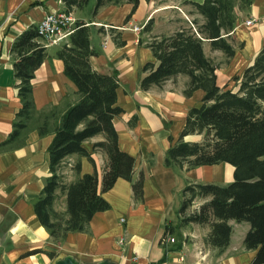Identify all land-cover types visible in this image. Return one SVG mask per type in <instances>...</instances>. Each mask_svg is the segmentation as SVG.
<instances>
[{
  "label": "crops",
  "instance_id": "1",
  "mask_svg": "<svg viewBox=\"0 0 264 264\" xmlns=\"http://www.w3.org/2000/svg\"><path fill=\"white\" fill-rule=\"evenodd\" d=\"M202 1L140 0L128 21L130 4L104 6L93 14L95 0H90L82 9L71 10L76 21L89 28L90 49L94 52L89 59L92 69L100 74L116 72V105L123 112L113 119V125L118 148L135 160L132 181L143 176L142 199H134L132 182L119 178L110 190L101 193L110 208L93 215L87 232L68 233L63 240L54 241L33 209L51 175L48 147L54 135L49 132L40 136L37 120L33 119L22 134V145L0 150V264H55L67 256L78 264H251L256 251H247L243 246L249 223L229 220V244L219 253L206 243L208 224L182 225L179 214L187 185L231 183L233 166L221 163L186 170L164 165L167 149L179 139L189 110L201 104L204 92L197 90L185 97L188 78L182 75L165 81L161 87L142 90L139 86L146 75L144 65L156 64L146 45L154 37L191 27L189 18L200 20L187 2ZM64 10L62 0H0V143L8 138L15 114L21 108L11 46L47 13ZM234 14L236 23L228 37L235 50L232 58L226 59L221 51L212 50L208 41L203 43L208 59L226 60L215 71L216 82L223 89L232 80L235 84L229 89L233 92L239 84L234 78H240L253 64L264 45V0H251L248 9L236 8ZM248 19L253 20L251 26L245 25ZM148 22L149 31L137 34L125 29ZM113 34L117 40H113ZM39 41L46 56L31 79L34 107L37 113L52 110L61 115L79 99L75 85L64 75L63 62L56 57L64 44L48 45L40 38ZM199 137L187 135L183 140L195 142ZM104 139L99 134L82 144L94 164L76 154L64 159L60 169L64 185L96 170L101 192L107 156L100 149L93 150V144ZM76 162H80L79 175L73 169ZM57 196H61L65 212V194L57 190ZM209 200H195L185 214L198 210ZM169 237L174 241L170 242ZM120 239H124L123 244H119Z\"/></svg>",
  "mask_w": 264,
  "mask_h": 264
},
{
  "label": "trees",
  "instance_id": "2",
  "mask_svg": "<svg viewBox=\"0 0 264 264\" xmlns=\"http://www.w3.org/2000/svg\"><path fill=\"white\" fill-rule=\"evenodd\" d=\"M89 1L62 0L67 12L73 8L82 9ZM139 1L95 0L93 14L104 6L130 4L128 21ZM187 3L201 19L192 20L191 27L181 28L169 36L154 37L146 45L156 64L149 62L144 65L142 70L146 75L139 86L142 90L161 87L165 81L182 75L188 78L183 91L185 97H191L197 90L204 92L201 104L189 110L179 139L167 149L164 165L190 170L227 163L234 168L233 181L225 185H187L183 189L179 209L181 224H208L210 232L206 243L220 253L229 244L231 227L228 221L247 222L250 229L243 240L244 249L256 251L251 264H264V45L253 64L243 71L240 78H234V81H239L235 92L218 87L215 74L218 65L203 51V43L208 41L211 49L221 51L226 59L234 56L235 50L228 37L236 23L235 9H248L251 0ZM149 25L148 22L143 30L149 31ZM118 44L123 45L124 42ZM10 53L21 108L15 114L11 133L0 143V150L22 145V134L33 119L37 120L40 136L53 133L48 147L51 175L33 204L35 215L51 238L59 242L68 233L87 232L93 215L110 208L101 193L110 190L119 178L132 182L133 197L140 201L143 176L132 181L135 160L118 148L113 125V119L123 112L116 105L117 75L116 72L100 74L92 69L89 59L94 52L90 49L88 26L76 22V30L67 44L56 52V57L64 64V75L75 85L79 97L61 115L52 110L37 113L34 107L31 79L46 56L36 28L30 27L22 32L13 42ZM99 134L105 139L93 144V150L100 149L107 156L101 192L97 188L96 170L64 185L60 174L64 159L76 154L93 163L91 154L82 144ZM187 135H198L201 140L186 142L183 138ZM73 169L79 175L80 162H76ZM57 190L66 197L64 218L53 208ZM208 197L210 200L198 210L185 214L195 200Z\"/></svg>",
  "mask_w": 264,
  "mask_h": 264
},
{
  "label": "built area",
  "instance_id": "3",
  "mask_svg": "<svg viewBox=\"0 0 264 264\" xmlns=\"http://www.w3.org/2000/svg\"><path fill=\"white\" fill-rule=\"evenodd\" d=\"M76 19L71 12L67 11H55L47 13L36 25L37 35L48 45H54L59 42L67 44L68 38L76 30ZM253 24L252 19L245 21L246 26ZM108 28V26H103ZM144 26H131L129 29L134 33L139 34L143 30ZM170 242L174 240L168 238ZM124 239L119 240V244H123Z\"/></svg>",
  "mask_w": 264,
  "mask_h": 264
},
{
  "label": "rangeland",
  "instance_id": "4",
  "mask_svg": "<svg viewBox=\"0 0 264 264\" xmlns=\"http://www.w3.org/2000/svg\"><path fill=\"white\" fill-rule=\"evenodd\" d=\"M91 2H93V0H91ZM91 4V3H90ZM90 6V5H89ZM188 8H191L193 9L191 6L188 7ZM189 10V9H188ZM190 21H192L191 18H189ZM129 30V29H128ZM113 40H117L115 37H114V34H113ZM236 45V44H235ZM209 52V51H208ZM207 52V53H208ZM226 58V57H225ZM211 60V59H210ZM214 64L216 65H223L224 63H226V60H223V58H214L211 60ZM242 74L239 75V77H241ZM174 83H177V80L174 82ZM235 84V82H233L232 80L227 82V88L226 89H229L230 87H232L233 85ZM198 140L200 141L201 140V137L198 138ZM53 208L55 210V212L61 216L62 218L66 217L65 215V212L64 211V204H63V200L61 198V196H57L56 197V200L54 201V204H53Z\"/></svg>",
  "mask_w": 264,
  "mask_h": 264
},
{
  "label": "water",
  "instance_id": "5",
  "mask_svg": "<svg viewBox=\"0 0 264 264\" xmlns=\"http://www.w3.org/2000/svg\"><path fill=\"white\" fill-rule=\"evenodd\" d=\"M55 264H78L75 260H73L70 256H67L61 260L56 261ZM99 264H107L105 262H101Z\"/></svg>",
  "mask_w": 264,
  "mask_h": 264
}]
</instances>
